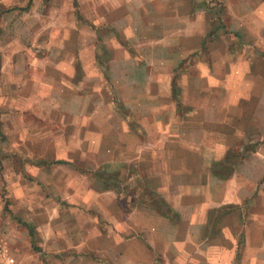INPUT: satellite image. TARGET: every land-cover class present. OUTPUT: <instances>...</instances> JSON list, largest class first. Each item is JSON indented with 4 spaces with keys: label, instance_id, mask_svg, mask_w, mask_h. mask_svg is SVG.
<instances>
[{
    "label": "crops",
    "instance_id": "crops-1",
    "mask_svg": "<svg viewBox=\"0 0 264 264\" xmlns=\"http://www.w3.org/2000/svg\"><path fill=\"white\" fill-rule=\"evenodd\" d=\"M219 1L229 20H211L209 0H0V109L13 123L9 149L41 157L28 165L29 181L17 162L16 183L25 188L14 195L29 201L32 183H61L60 176L51 180L60 168L45 166V154L53 152L140 173L129 177L122 169L121 177H135L139 186L132 195L109 184L92 188L97 172L89 177L78 169L80 176L64 177L78 187L62 199L80 201L86 208L76 213L90 222L57 225L49 212L39 228L43 258L31 251L17 264H264V178L255 171L264 168V144L253 152L254 180L245 177L233 188L216 171L233 146L213 144L223 136L219 126L189 117L209 115L215 106L222 111L216 123L226 116L237 136L238 109L251 90L254 141H264V0ZM222 21L232 31L226 35L254 48L253 61L222 34L204 51L205 37ZM204 76L209 89L214 80L226 96L213 102L200 96ZM180 88L187 96L178 97ZM180 100L188 107L181 110ZM124 140L130 142L120 145ZM247 161L238 166L252 167ZM248 185L258 208L248 223L240 231L211 227L208 209L242 203ZM50 192L44 201L52 200ZM58 214L63 220L61 209ZM103 216L109 223L98 224ZM13 239L22 248L21 236Z\"/></svg>",
    "mask_w": 264,
    "mask_h": 264
},
{
    "label": "rangeland",
    "instance_id": "rangeland-1",
    "mask_svg": "<svg viewBox=\"0 0 264 264\" xmlns=\"http://www.w3.org/2000/svg\"><path fill=\"white\" fill-rule=\"evenodd\" d=\"M208 7V9H210L211 20H216V22L217 20H229L227 8L224 3L220 2L219 0H209ZM223 24L224 21H222L221 24L215 27L213 26L210 35L205 37L203 47L204 51L207 53L209 43H212L222 34L223 36L232 39L231 44L235 42L236 44L243 45V52L245 51L246 56L251 57V60L253 61L254 48L251 50L246 45L247 43L242 41V39L240 41V39L237 40L232 35H226L231 34L232 31H230V28L228 29L229 26L227 24ZM192 74L195 75V77H200L198 72ZM178 77H180L179 73L176 74V79H178ZM204 78L205 79L199 78L200 83L198 84L200 85L201 83H204L205 86L204 89H201V87H199L200 96H210L211 102L217 101V99H222L226 96L227 91H225L223 85L222 87H219L218 85H215V83H213V80L211 82V88L209 89L206 83L207 77L204 76ZM252 92L254 93V91L251 90L245 92V95L243 97L244 102L241 106V109H238L237 114H240V116L242 117L236 122L237 126L240 128L236 129L237 132L235 133H237V136H234V131H232L231 129L233 123H227L224 121L225 119L228 120L226 116L224 117V120H218V123L220 125L216 123L214 118L215 116L222 114V111L215 106L211 107L212 110H210L209 115L205 113H202V115H200V112L196 111L194 112V114L189 116L191 118L190 121L193 120L197 124H203L206 127L212 128L219 126L221 132L223 133V136L213 137L211 139V142L213 144H225L233 146L221 159L220 167L216 169V171L221 172V174H225L226 178H231L230 181L233 183V188L236 187L237 182H239L240 180H244L245 177L254 180L253 152L255 147L260 146V143L264 144V141H254V95L249 94ZM184 96H187V94L182 93V89L180 88L178 97L183 98ZM248 97L252 98L246 101V98ZM179 107L181 110H183V108L185 109L188 106L181 103L180 100ZM203 109L206 110L204 106ZM5 112L6 110L0 109V237L4 240L3 243L5 245L3 243L2 244L7 248V253L12 257L17 258L18 262L21 263V260L23 261V259L25 260L27 256L32 255L31 251H34L36 254H38V257L43 258L42 252H44L45 249L42 246L41 231L39 230V228H42V225L45 223L46 217L49 212H51L50 221L57 225H66L69 224V222L71 225H75L76 223H78V220H80V223L84 224L90 222L89 216L87 217L86 221V213H84L83 215L82 213L80 215L76 213L78 212V209L86 208L82 206V203L80 201H70V198L62 199L63 197L68 196V194L76 192V187L78 186L70 185V181H68L67 183L64 180L65 178H76L80 176L78 174V169L88 172L89 177L97 172L96 175H98L100 179L97 177L91 178L93 182V184H91V187L96 190H103L105 188H108L107 185L109 184V186L113 185L114 187H117L120 190L121 194L132 195L133 193L140 191L139 186L134 182L135 177L134 180L132 178L123 179L121 177L125 168V166H123L121 163V167L119 166L120 164H117L110 167L109 169L105 165L96 168L89 160L90 157H87L88 160H82L79 158L80 155L77 153L76 157H70L69 159L66 156H57L53 152L45 154L47 158H49L48 160L45 159V166L53 168L54 165H57L56 167L60 168V171H57L58 173H56L54 178L51 177V180H55V178L58 180V177L60 176L61 183H59V185H50L48 183H45L44 185H38L36 184V182L35 184L32 183L31 186L29 185L28 187V190H30L29 192L31 194L30 200L27 201L17 198L16 195H14L17 189L19 190V187L25 188L23 185H18L16 183V178H18L16 177L18 170L15 169L17 168V162L18 166H21L20 168L22 169L23 180L29 181L32 180V173L30 172V170H28V165L30 164V162H34L32 160L41 159V157L39 153L33 152L19 153L16 155L12 150L9 149L10 146L15 143H12V139L11 137H9V131L11 130L13 123L9 119H6ZM209 116H211L210 119H208ZM230 120L235 121V116L230 118ZM67 122L69 124L70 120H68ZM33 123L37 124L36 122ZM23 124L26 126H33L32 122L27 121L23 122ZM239 132H241V135H238ZM32 139L34 138L24 137L22 142H25V144H27V142H30V146H36V143H34ZM129 142L130 141L128 140L120 141V145L128 144ZM247 160H251L250 163L252 167L244 165L243 163L242 166H238V161L246 162ZM236 163L237 169H235ZM197 171L201 174L202 171L206 170L199 169ZM255 171L256 173H258L257 175L259 178H264V168L256 169ZM53 172L54 171L52 169L50 172V174L52 173V176ZM125 172L126 174H129V177L136 175V173L140 174L138 172V169L134 170L133 168L130 171L126 169ZM235 173H238V175H235ZM102 174L108 175L110 181H105L101 176ZM24 185H26V183H24ZM49 187L51 188V190H53V192H50V197H52V200L50 202H46L43 200V196L47 193ZM158 187L159 186L156 185L155 188L158 190ZM248 187L249 189H247L246 192H243V194H245V200H243L242 203H231L221 207H211L210 209H208V224L211 227H216L220 223L231 224L239 228L238 230L240 231V229H242L248 223L251 214L258 209L257 205H254V185H248ZM198 189L199 192H197L196 194H200L203 192V190H200L201 187H198ZM149 191L150 190L147 189L146 193ZM158 200H161L159 202L163 204V200L160 197H158ZM28 202L29 206H27ZM159 202L157 203L160 204ZM27 209L29 214H32V216H26ZM60 209L64 213L63 220L62 217L60 218L58 214V211ZM33 215H38V217H33ZM105 218L106 217L104 216L103 218L99 217L98 224L100 223L104 225L106 223H109V221ZM176 219L178 220L180 218ZM131 222L133 223V221ZM17 230H20L21 232L19 233L17 232ZM45 234L47 235L48 233H44V235ZM18 235L21 236V242L24 241V245L22 246V248L20 246L17 247L14 245L13 238ZM238 237L240 238V240H242V234L239 233Z\"/></svg>",
    "mask_w": 264,
    "mask_h": 264
},
{
    "label": "built area",
    "instance_id": "built-area-1",
    "mask_svg": "<svg viewBox=\"0 0 264 264\" xmlns=\"http://www.w3.org/2000/svg\"><path fill=\"white\" fill-rule=\"evenodd\" d=\"M0 264H17L16 258L7 253V248L0 241Z\"/></svg>",
    "mask_w": 264,
    "mask_h": 264
},
{
    "label": "trees",
    "instance_id": "trees-1",
    "mask_svg": "<svg viewBox=\"0 0 264 264\" xmlns=\"http://www.w3.org/2000/svg\"><path fill=\"white\" fill-rule=\"evenodd\" d=\"M101 176L104 178L105 181H110V178H109L108 175H106V174H102ZM110 185H111V184H110Z\"/></svg>",
    "mask_w": 264,
    "mask_h": 264
}]
</instances>
